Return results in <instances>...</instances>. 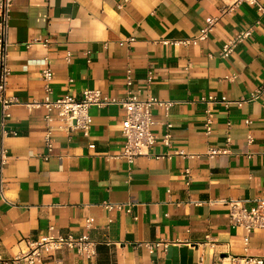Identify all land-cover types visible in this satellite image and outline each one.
<instances>
[{"label": "crops", "instance_id": "1", "mask_svg": "<svg viewBox=\"0 0 264 264\" xmlns=\"http://www.w3.org/2000/svg\"><path fill=\"white\" fill-rule=\"evenodd\" d=\"M215 16L220 19L206 41L176 43L197 35ZM252 25V36L229 58L221 57L226 40ZM131 37V44H120ZM36 38H48L49 46ZM8 40V93L22 104L10 108L6 122L17 134L2 137L0 127V149L7 150L6 162L0 159V182L8 200L0 197L2 259L17 256L28 240L50 232H89L98 253L88 260L64 250L40 264H59L58 259L62 264H240L235 258L264 257V229L246 243L245 231L226 216L228 206L210 202L234 198L252 207L264 199V96L242 106L213 105L210 136L204 131L202 100L209 95L248 98L264 81V18L256 5L234 0H14ZM47 66L53 69V98L86 89L124 98L131 70L130 88L140 98L174 101L168 118L161 108L153 109L151 128L162 135V122L168 119L171 145L158 140L151 156H139L133 164L110 158L124 148L126 113L119 104L93 106L90 134L56 130L45 160L46 110H31L24 103L44 98L41 71ZM211 148L228 151L210 156ZM186 169L191 170L189 184ZM104 202L130 203L134 215L108 210ZM87 217L93 221L90 231ZM161 241L168 243L166 249L146 245Z\"/></svg>", "mask_w": 264, "mask_h": 264}, {"label": "built area", "instance_id": "2", "mask_svg": "<svg viewBox=\"0 0 264 264\" xmlns=\"http://www.w3.org/2000/svg\"><path fill=\"white\" fill-rule=\"evenodd\" d=\"M246 2L256 5L262 17L264 18V5L258 0H234V4ZM14 0H0V127L2 130V137L6 135H16L15 130H8L6 122L11 117L10 108L14 105L22 104L16 96L8 93L9 78L11 75V67L9 64V40L8 33L10 28L11 13ZM228 7L222 10L226 13ZM219 16L211 18L203 27L200 28L197 35L192 38H186L176 43L183 45H197L200 42L206 41L209 34L213 31ZM260 20L256 22L259 24ZM255 25H252L245 30L240 31L236 36L226 40L223 45L220 55L223 58H229L236 50V48L244 41L249 39L254 32ZM35 41L41 42L43 46H49L50 40L48 38H36ZM134 38H127L121 40L120 44H131ZM166 43V42H165ZM71 52L67 54V60L70 61ZM232 76L231 78H234ZM132 71L127 72V95L124 98H116L105 95L101 89H86L80 95L65 94L53 98V69L47 66L41 71V79L43 81V88L45 96L43 99H34L24 103L29 109L44 108L46 131L44 135V146L48 153L44 155V159L48 160L54 148L53 134L56 130H64L68 133L80 130L85 136H88L92 127V116L90 109L93 106L103 107L110 104H119L125 110V118L123 120V136L125 138L124 148L118 155L110 156V158H125L129 164H133L139 156H151V149L154 144L161 140L164 145L170 146L172 142L171 129L172 123L166 119L162 124L165 126V131L162 135L152 132V126L156 123L153 119V109L159 107L164 111L166 118L169 117L174 101L161 100L155 96H148L140 98L131 90L133 83ZM153 79V72H148V82ZM69 81H72L70 79ZM264 96V81L257 86L248 98L240 100H221L214 95L205 96L202 98L206 102V119L204 122V131L207 136H210L213 131L214 121L211 116L212 106L217 103H223L225 107H229L231 103H236L242 106L247 101L261 99ZM59 121V125H55V121ZM251 119H247L245 124L250 126ZM249 141L252 137L249 136ZM227 142H231V138H227ZM6 149L2 146L0 149V159L2 163L7 160ZM227 149L211 148L210 156L219 153H226ZM177 154L187 156L184 150L176 151ZM156 158H163L164 155H155ZM193 157V155L191 156ZM132 172H130L129 179H132ZM191 170L186 169L187 184L191 181ZM0 197L8 201L4 195L3 182H0ZM211 203H224L228 206L226 214L230 224L234 227H240L245 231V242H249L250 235L260 229H264V199L256 200V204L248 207L245 201L234 198H223L219 200L210 201ZM108 210H122L126 214H133V205L128 203H113L104 202ZM182 203L179 202L178 206ZM137 219V216H134ZM93 227L91 217L85 219V228L90 231ZM146 245L150 249L163 246L165 249L168 246L167 242H147ZM64 250L75 251L78 255L85 259L93 260L98 253V243L94 240L89 232L76 235L72 232L54 234L48 233L42 235L38 239L28 240L27 247L21 251L17 256L11 259H2L0 256V264H40L44 259L50 255ZM240 261V264H264V257H242L235 258ZM58 263L62 264V260L58 259Z\"/></svg>", "mask_w": 264, "mask_h": 264}]
</instances>
